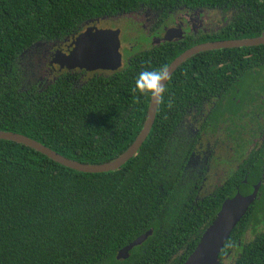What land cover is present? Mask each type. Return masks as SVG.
<instances>
[{"label": "trees", "instance_id": "1", "mask_svg": "<svg viewBox=\"0 0 264 264\" xmlns=\"http://www.w3.org/2000/svg\"><path fill=\"white\" fill-rule=\"evenodd\" d=\"M180 4L232 15L218 30L141 52L109 74L79 81V74L56 72L41 85L28 84L34 71L27 59L34 60L36 43L75 35L89 20L143 5ZM262 34L264 0H0V130L31 137L79 162L111 161L135 141L147 118L152 95L135 88L141 71H164L198 43ZM263 66L264 44L203 51L184 61L160 95L148 137L117 170L79 171L0 138V264H182L244 176L264 172L262 158L251 156L226 183L198 196L199 168L191 173L187 167L195 144L178 133L188 101L197 93L222 97ZM220 100L211 108L214 119ZM224 108L237 113L241 106L230 102ZM259 197L230 234L221 262L264 264V185ZM150 229L128 258H116ZM248 229L253 237L246 241Z\"/></svg>", "mask_w": 264, "mask_h": 264}, {"label": "flooded vegetation", "instance_id": "2", "mask_svg": "<svg viewBox=\"0 0 264 264\" xmlns=\"http://www.w3.org/2000/svg\"><path fill=\"white\" fill-rule=\"evenodd\" d=\"M171 7L159 8L143 5L133 12L123 13V15H131L130 17L135 19L134 23L141 37L135 41L131 28H127V32L124 33L120 27H117L120 29L121 67L129 64L133 59L136 60V55L141 52L147 53L149 50L168 42H177L184 38H189L190 36L196 38L199 34L218 30L225 21V16L227 15L228 19H230L232 15L230 12L224 14V12L219 9H209L216 11L220 15V22L211 25L207 17L204 18L206 12L209 10L195 9L182 4ZM114 18H117V16L99 17L89 20L85 23L83 30L88 26L110 28L100 24L104 20H111ZM171 28L179 30L182 36L180 35L179 37H174L172 40L164 41L163 39L166 33ZM82 31L75 35H69L63 39L50 41L48 43H36L35 51L39 50L38 54L36 55L34 51V53H32L34 55V60L30 61L29 56L27 59L28 66L34 71V79H29L28 84L31 85V83L40 81L39 84L41 85V82L45 83L43 77H46L47 81H50V79L55 76L54 72L65 71L72 72V74H79V81H84L86 79L84 77L92 71L79 67L67 69L53 62L57 52L61 51L69 54L74 47V44H72L73 41ZM122 34H126L124 41L122 40ZM129 41L132 43H129ZM256 71L258 72L256 77L249 78L252 80H249L245 84L236 85L230 89V92L224 90L222 97L218 95L216 98H206L205 95L197 93L192 95L193 100L188 101V109L183 115L178 133L180 136L187 139V143L190 144L191 142L195 144L194 148L190 146L191 152L187 167L191 168V173L197 171L199 168L197 176L201 177V182L198 189V196L211 194L212 191H214L215 187L207 192H204V189L208 187V181L210 179L208 171L211 168L212 161L213 159H217L218 146L216 144L218 136L225 135L228 139L226 141L229 142L230 145H235L232 158L229 157L231 158L229 164L233 165L236 163L237 169L251 156H253L254 161L258 160L260 156L263 162L262 170L264 171V66L257 67ZM50 72L54 73V75H52V77H47ZM96 72L109 74L113 71L97 70L93 73ZM228 97H231V101L227 100ZM218 100L220 101L214 111H220L214 119L211 108L216 105ZM230 102L241 106V109H239L240 111L232 113L230 111L231 109L225 110V105ZM232 131L236 132L235 136L232 135ZM224 143L225 141L220 142L221 145ZM228 160L229 159H227L226 162ZM230 168L232 169V167ZM232 173L233 171L224 177L223 180L219 179L215 186H221L226 183ZM250 173H253V171H250L246 175ZM254 173L260 176L262 187V185H264V172L261 174L258 172ZM241 182L242 181H240L239 184ZM260 189L256 199L260 198Z\"/></svg>", "mask_w": 264, "mask_h": 264}, {"label": "water", "instance_id": "3", "mask_svg": "<svg viewBox=\"0 0 264 264\" xmlns=\"http://www.w3.org/2000/svg\"><path fill=\"white\" fill-rule=\"evenodd\" d=\"M180 35L182 36L179 30L171 28L163 40H172ZM72 44H74V47L69 54L59 51L56 53L53 62L63 68L74 69L79 67L88 71H116L122 66L119 28L88 26L76 37ZM260 44H264V34L256 37L213 40L195 44L181 52L164 70L168 73V76L163 81V87H165L169 78L184 61L199 52ZM159 100L160 96H152L144 126L135 141L120 156L105 163H84L70 159L31 137L12 131L0 130V138L30 146L53 160L79 171L93 173L113 171L119 169L137 154L152 129ZM261 184L260 176L254 172L244 177L242 182L235 188L233 194L223 201L216 217L206 227L200 241L182 264H222L219 254L235 226L256 199ZM152 232L153 230L150 229L123 246L118 250L116 258L118 260L128 258L130 250L142 244Z\"/></svg>", "mask_w": 264, "mask_h": 264}, {"label": "rangeland", "instance_id": "4", "mask_svg": "<svg viewBox=\"0 0 264 264\" xmlns=\"http://www.w3.org/2000/svg\"><path fill=\"white\" fill-rule=\"evenodd\" d=\"M130 16L131 15H128V14L127 15L121 14V15H118L117 18L102 21V23L100 25L107 26L110 28L120 27L124 31V33L127 32V28H131L132 32H133V36H134L135 41H136V39L140 38L141 36L139 34L138 28L136 29V24L134 23L135 19H133V17H130ZM206 17H207V20L209 22H211V25H215V24H218L220 22V15L216 11H213V10L207 11L206 16L204 18H206ZM125 37H126V34H122V40L123 41L125 40ZM130 41H129V43H132ZM35 52L37 55L39 50H36ZM93 72H95V71L88 73L84 78L92 76ZM54 73H56V72H54ZM54 73L50 72L49 73L50 75L48 74L47 77H52V75H54ZM226 140H228V139L226 138L225 135L218 136V138H217V144H216L218 146L217 159H213L211 168L208 171L210 179L208 181V187H205L204 192L212 190L214 187H216L215 185L218 183L219 179L223 180L224 177L229 175L232 171L234 172L236 170V163H234L233 165L229 164L230 159L232 158V154L234 153V146L235 145H233V144L230 145L229 142H227ZM222 141H225V143L221 145L220 142H222ZM219 146H220V149H219ZM229 157H231V158H229ZM227 159H229V160L226 162ZM230 167H232V169ZM260 204H262V202ZM257 229L261 230L262 225H258ZM252 237H253V234L248 229L244 235V240L248 241ZM229 263H230V260H225L222 262V264H229Z\"/></svg>", "mask_w": 264, "mask_h": 264}, {"label": "clouds", "instance_id": "5", "mask_svg": "<svg viewBox=\"0 0 264 264\" xmlns=\"http://www.w3.org/2000/svg\"><path fill=\"white\" fill-rule=\"evenodd\" d=\"M167 76L168 73L165 71L145 69L138 74L135 88L142 94L147 92L153 97H159L164 91L163 81Z\"/></svg>", "mask_w": 264, "mask_h": 264}]
</instances>
